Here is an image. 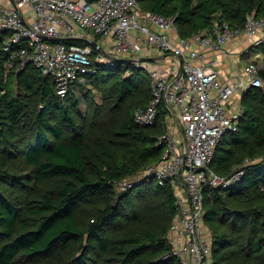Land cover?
<instances>
[{
	"label": "trees",
	"instance_id": "trees-1",
	"mask_svg": "<svg viewBox=\"0 0 264 264\" xmlns=\"http://www.w3.org/2000/svg\"><path fill=\"white\" fill-rule=\"evenodd\" d=\"M137 4L172 19L183 39L215 22L236 30L247 17L264 18V0ZM7 36L0 32V264H179L166 242L174 190L148 172L161 157L156 141L167 111L160 107L153 127L133 119L151 100L146 69L120 61L95 65L84 84L61 98L31 64L20 68L15 59L4 76ZM62 43L96 52L85 40ZM257 49L264 61V47L243 58ZM259 76L264 80V71ZM77 89L86 99L100 93L101 105L80 115ZM240 104L236 131L221 137L209 168L226 180L241 174L203 192L213 264H264V92L251 88Z\"/></svg>",
	"mask_w": 264,
	"mask_h": 264
},
{
	"label": "built area",
	"instance_id": "built-area-1",
	"mask_svg": "<svg viewBox=\"0 0 264 264\" xmlns=\"http://www.w3.org/2000/svg\"><path fill=\"white\" fill-rule=\"evenodd\" d=\"M0 7V32L7 33L1 50L7 54L5 77L15 59L20 68L31 64L42 76L50 77L63 98L77 84H84L95 65H111L117 59L144 68L142 54L157 51L172 59L167 75L146 69L151 100L134 112V122L143 127L156 125L160 107L167 115L156 145L162 149L158 164L150 168L153 181L169 185L175 194V216L166 242L169 255L179 264H213V239L205 223L203 192L226 186L229 179L218 177L209 165L215 148L227 132L236 131L242 115L240 99H231L250 88L264 92V61H251L246 80L219 84L214 61L203 52L223 53L236 38L253 39V47H264V18L247 17L242 29L232 30L215 22L205 33L183 39L174 21L142 11L137 0H11ZM86 33L110 39L108 51L89 46L67 45L63 40H86ZM172 33L175 38L173 42ZM46 38L57 40L49 42ZM249 164V162H247ZM231 181V182H230ZM123 182L118 190L127 186ZM264 193V185L259 187Z\"/></svg>",
	"mask_w": 264,
	"mask_h": 264
},
{
	"label": "crops",
	"instance_id": "crops-1",
	"mask_svg": "<svg viewBox=\"0 0 264 264\" xmlns=\"http://www.w3.org/2000/svg\"><path fill=\"white\" fill-rule=\"evenodd\" d=\"M12 4L11 0H0V7H10ZM173 42H175L176 36L170 33ZM86 40L95 48L102 50L104 52L108 51L110 46V39L93 36L91 34L86 33ZM253 39L248 37H240L236 38L233 41H230L226 47L224 48L223 53H214L205 51L201 47H197V49L204 53L207 61H214V70L218 73V82L219 84H231L238 80H246V68L251 61L262 60V54L260 51L254 50V53H251L247 59L243 58L244 54H246L250 48L253 47ZM142 63L143 67L146 69H154L159 72L161 75L168 74V68L172 65V59L168 57H162L157 51L149 50L142 54ZM246 62L245 65L242 62ZM239 98L238 95L234 96L231 99L232 102H237L236 99Z\"/></svg>",
	"mask_w": 264,
	"mask_h": 264
},
{
	"label": "rangeland",
	"instance_id": "rangeland-1",
	"mask_svg": "<svg viewBox=\"0 0 264 264\" xmlns=\"http://www.w3.org/2000/svg\"><path fill=\"white\" fill-rule=\"evenodd\" d=\"M243 65L246 64V62H242ZM86 93L83 91V89H77L75 90V97L77 98L78 102H79V109H78V113L82 116H86L87 112H90L91 108L93 107V105H101V94L97 93L96 91L92 92V98L91 99H86ZM239 97V96H238ZM240 98H237L236 101L237 102H232V108H236V106L238 105V101ZM91 115V114H89ZM144 176L141 175V177ZM140 178V177H139ZM129 181V180H127ZM212 235V233H211Z\"/></svg>",
	"mask_w": 264,
	"mask_h": 264
},
{
	"label": "water",
	"instance_id": "water-1",
	"mask_svg": "<svg viewBox=\"0 0 264 264\" xmlns=\"http://www.w3.org/2000/svg\"><path fill=\"white\" fill-rule=\"evenodd\" d=\"M47 41L49 42H56L57 40H54V39H51V38H46ZM117 61H120V62H127L129 60L127 59H117ZM251 89V88H250Z\"/></svg>",
	"mask_w": 264,
	"mask_h": 264
}]
</instances>
